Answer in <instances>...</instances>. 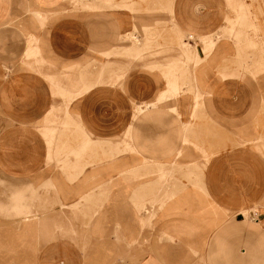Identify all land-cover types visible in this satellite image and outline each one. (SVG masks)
I'll return each mask as SVG.
<instances>
[{"label": "crops", "instance_id": "crops-1", "mask_svg": "<svg viewBox=\"0 0 264 264\" xmlns=\"http://www.w3.org/2000/svg\"><path fill=\"white\" fill-rule=\"evenodd\" d=\"M64 1L0 0V264H103L114 255L135 258L134 264H187L199 254H209L212 261L223 253L244 260L234 249L229 252L227 243L243 241L238 239L243 221L238 208L264 204V157L250 143L234 139L239 131L253 130L255 97L264 94V74L256 79L248 71L221 77L222 67L235 66L234 41L221 37L196 67V79L207 92L198 109L200 117H192V90L167 95L158 103L166 80L159 69L148 65H164L170 54L110 57L128 69L117 82L98 85L71 103V113L90 135L82 133L74 150L84 142L88 147L92 139L100 140L104 149L115 144L122 148L126 142L134 149L103 156L70 178L75 168H62L57 160L62 154L53 143L63 124L62 107L55 106L61 98L52 94L45 73L129 46L122 33L137 21L139 34L144 18L152 28L157 25L152 13L136 14L124 7L90 10ZM143 6L140 10H147ZM32 9L48 13L43 25ZM242 10L241 0H172L167 20L172 16L180 31L195 36L185 39L200 46V36L215 35L226 24V16L237 11L231 36L244 42L251 26ZM29 34L39 38L42 62L24 58ZM149 101L158 105L145 103ZM138 104L144 107L141 112H136ZM191 125L202 131V137L191 136ZM207 129L225 137L215 144L221 149L202 169L213 206L189 182L177 197L158 201L163 194L159 166L170 179L166 189H173V178L186 182L190 163L204 161L194 145L206 146L215 139L207 136ZM69 157L72 162L74 157ZM222 207L233 217L223 220ZM251 213L254 220H264V209ZM228 221L227 228H219ZM243 226L254 231L252 225ZM244 242L246 259L264 264V233L256 241ZM194 250L199 254H192Z\"/></svg>", "mask_w": 264, "mask_h": 264}, {"label": "rangeland", "instance_id": "rangeland-1", "mask_svg": "<svg viewBox=\"0 0 264 264\" xmlns=\"http://www.w3.org/2000/svg\"><path fill=\"white\" fill-rule=\"evenodd\" d=\"M74 3V6H79L83 9H103L109 8H128L129 10L144 13V15H150L151 13L155 16L156 27L152 28L150 25V20L144 18V20L139 24L141 28V33H135L137 29V23L134 24V28L130 31L123 32L122 37L124 40H128L129 46L113 48L108 52L97 53L98 58H92L91 60H85L81 63H68L63 64V66L57 72H46L45 77L48 79L51 92L55 96L61 98L60 102L55 106L62 107V126L58 127V132L56 139L53 141L57 154L61 152V158H57L61 161L62 168L73 167L75 170L70 173V178L75 177L81 169L88 165L101 162L103 156L111 157L114 154L120 152L121 150H131L134 149L129 142H126L125 147H119L118 144L111 145L109 148L104 149L103 144L100 140L92 139L91 144L84 142V144H79L77 151L74 150V143L80 142L79 136L82 133H87L81 120L77 118L76 115L72 114L69 106L71 103L77 100L78 97L84 95L86 92L90 91L94 87L102 84H113L117 82L127 71L128 66L124 64H119V62L111 60L112 58H129V59H141V58H165L169 55V60L166 64L158 65H148V68H157L164 76L165 88L158 93L157 99L158 103L165 99L167 95H177L183 90H192L194 94V105L191 113L192 117H200L198 109L204 105V99L202 96L207 92L205 89L201 88L200 83L196 79L195 72L196 67L204 59L210 56L217 41L221 37L232 38L234 41V54L233 61L235 62L234 68H229L227 66L222 67L219 73L221 77L229 75H239L241 72L248 71L252 77L257 78L258 74H264V0H241L243 10L240 13L249 17L250 20V34L248 38L243 42H238L236 37L231 36L232 28L237 21L239 12L233 11L232 14H228L226 17V24L223 25L222 29L215 33V35H203L199 37L200 46L197 42H190L185 39V36L194 38V35H188L183 33L178 29L172 16L167 20L168 14L172 13V0H68L66 5L70 2ZM143 4L147 7L141 11ZM134 6V7H133ZM136 7V8H135ZM141 7V8H140ZM139 9V10H138ZM32 13L39 20L40 24L43 25L45 20L48 19V13H41L37 9H32ZM139 16V15H137ZM157 18V19H156ZM169 22V23H168ZM168 24V25H167ZM29 46L24 58H35L36 63L42 62L44 57L42 55V50L39 46V38L36 35L29 34ZM175 52V53H174ZM173 53V54H171ZM105 57V60L102 58ZM100 58V60H99ZM46 59H50L47 55ZM193 64L190 67L188 64ZM193 69V71H192ZM258 89V87H256ZM260 90H263L260 87ZM255 97V102L258 100V105L255 114L252 115V131L242 130L239 131L237 139H234L235 143H250V147L254 152L260 157H264V94H259ZM155 101L145 102L152 106H157L158 103ZM142 108V109H141ZM136 112H141L144 107L138 104L136 107ZM176 110V109H175ZM193 125V124H192ZM190 126V133L192 137H202V131H197ZM228 134L229 130H225ZM183 132V131H182ZM225 135V133H224ZM232 134L231 136H233ZM90 136V135H89ZM185 140H187V135L184 133ZM207 136L215 138L214 140L208 141V145H194L203 156L204 161L197 163L195 161L191 162L188 170L185 172V180L176 177L173 178V189L166 187L170 184V179L168 180L167 171L162 170V166H159L160 171V181L159 189L163 192L159 196L158 201L163 202L170 199L172 196L178 195L182 189L189 182L191 186L200 193L210 206H213V201L209 198V193L207 188L204 186L202 181V169L205 162L209 158L221 149V146H216L220 142V139L225 138L222 134L207 129ZM194 143V141H192ZM54 145L49 148L50 158L53 154L52 150ZM225 148V146L223 147ZM70 150L67 153V150ZM182 153V148L176 153L177 155ZM74 159L71 162V158ZM175 169H179L177 162H174ZM179 167V168H177ZM100 187V191L103 187ZM89 195V194H88ZM184 197L181 196V199ZM84 199H87L84 197ZM186 199V198H185ZM189 200V199H187ZM264 209V204L253 203L247 206L241 205L238 211L243 214V221L239 223V228L242 232L239 234L238 239L243 241H238L233 244L227 243L229 252L234 249L239 256H243L245 259L239 260L238 258L228 256L229 253H223L224 257H212V261L209 259V254L207 257L200 256V254L194 250L192 254L198 256L191 258L187 264H256L254 261H248L247 254L248 248L245 246V240H258L261 233H264V220H254L252 211L257 214L259 211ZM218 213V210H216ZM28 211H24L22 214L27 215ZM223 220L233 217V213H229L225 207L221 209ZM229 213V214H228ZM242 215L239 214L238 217ZM228 222H224L220 229L228 227ZM242 223V225H240ZM249 224L254 227V231H249L250 229L243 230V224ZM218 228V229H219ZM257 228V229H256ZM231 236V235H230ZM229 236V237H230ZM234 236V235H233ZM234 238V237H233ZM264 254V253H263ZM105 261V259H104ZM103 261V262H104ZM135 258H127L124 256H111L106 258L103 264H134Z\"/></svg>", "mask_w": 264, "mask_h": 264}, {"label": "bare ground", "instance_id": "bare-ground-1", "mask_svg": "<svg viewBox=\"0 0 264 264\" xmlns=\"http://www.w3.org/2000/svg\"><path fill=\"white\" fill-rule=\"evenodd\" d=\"M142 109V108H141Z\"/></svg>", "mask_w": 264, "mask_h": 264}]
</instances>
